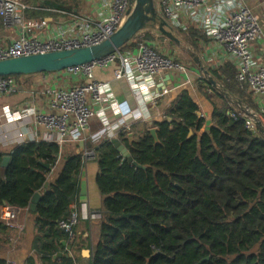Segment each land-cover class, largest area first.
Instances as JSON below:
<instances>
[{"label":"trees","instance_id":"16d2710c","mask_svg":"<svg viewBox=\"0 0 264 264\" xmlns=\"http://www.w3.org/2000/svg\"><path fill=\"white\" fill-rule=\"evenodd\" d=\"M26 2L65 9L78 5V0ZM171 31L195 50L208 40L193 28ZM151 32L137 34L118 51L127 53L138 43H151ZM206 70L219 87L202 75L198 85L209 87L221 101L213 103V123L207 130L202 131L204 119L197 114V104L182 89L165 108L164 117L152 122L157 142L145 124L132 126L131 140L123 132L117 136L144 168L123 161L110 139L85 148L93 151L97 162L96 184L102 199L89 264H196L206 257L199 264H264V134L257 127L246 128L240 110L223 97L222 90L239 102L253 104L247 87L235 80L236 68L225 64ZM22 76L27 75H11L16 81ZM76 149L62 152L56 143L40 140L0 152V204L34 215L32 246L41 264H77L73 257L52 259L67 236L58 223L75 208L85 163L83 152ZM37 191L41 195L31 212ZM5 229L0 225V231ZM4 247L0 239V252ZM0 264L8 262L0 258ZM26 264L37 262L30 257Z\"/></svg>","mask_w":264,"mask_h":264},{"label":"built area","instance_id":"2783aa9c","mask_svg":"<svg viewBox=\"0 0 264 264\" xmlns=\"http://www.w3.org/2000/svg\"><path fill=\"white\" fill-rule=\"evenodd\" d=\"M128 6L129 0H95L92 15L63 12L70 17V26H58L52 35L39 38L33 37L32 33L35 29L46 28V21L26 18V11L37 7L24 0H0L3 24L19 29L7 46L0 47V60L97 44L109 38L121 26ZM157 9L171 30L182 32L193 28L221 45L235 62V80L239 86L264 95V65L253 59L250 50V43L262 38V27L244 0H157ZM116 60L120 66L113 71L115 79L131 78V70L126 66L129 61L133 66L132 72L137 76V81L132 82L130 88L135 102L131 110L121 108L109 82H101L93 77L95 67H107ZM175 71L185 73L187 68L167 55L156 52L148 43H138L133 51H117L91 63L64 70L73 79H84L71 87L46 85L44 89H36V92L29 91L31 98L36 95L45 97L46 112L29 105L10 113L8 118L17 121L30 117L34 130L42 127L43 138L56 143L60 150L66 144L89 138L92 143H98L115 138L120 132L127 134L134 124L151 126L155 119L151 112L153 104L170 91L165 87L160 91L155 89L154 77L163 72ZM18 90L20 88L13 77H0V95ZM246 111L239 113V116L245 118L246 128L254 129L260 116L250 109ZM261 112L264 114V110ZM231 116L235 117V114ZM94 117L100 126L89 134L90 120ZM8 118L0 115V121ZM23 135L20 132L19 136ZM83 155L85 158L93 157V151L86 150ZM22 210L28 209L0 204V225L15 231L17 238L24 229L19 220ZM77 221L78 213L72 210L65 220L58 223V227L72 239Z\"/></svg>","mask_w":264,"mask_h":264},{"label":"crops","instance_id":"0c3cea01","mask_svg":"<svg viewBox=\"0 0 264 264\" xmlns=\"http://www.w3.org/2000/svg\"><path fill=\"white\" fill-rule=\"evenodd\" d=\"M24 1L26 2V0ZM244 2L251 7L262 27V38H257L252 41L250 43V50L253 59L258 64L264 65V0H244ZM29 5L37 8L26 11V18L32 20L44 19L47 23L46 28L41 30L35 29L32 33V36L46 38L52 35L58 26H70V17L63 12L92 15L95 8V0H78L76 9L41 7L30 3ZM18 32V28L6 26L0 21V47L3 48L7 46L13 40V38H15ZM188 46L192 49V52H195L199 57L205 69L218 66L222 67L225 64H232L236 68L235 62L232 60V57L224 50V48L221 45L214 43L210 39H208L206 43L200 42L198 44L199 51L195 50L189 44ZM189 60L190 62H187L188 64L185 65L187 68V72L185 73L176 71L163 72L154 77L155 89L160 91L165 87L170 89V91L168 94L157 99L156 103L153 104L151 112L155 116L154 120L161 119L164 110L169 105V103L182 89H186L193 101L198 106L197 114L199 117L204 119L202 131H205L213 123V103L220 104L221 101L217 96H215L209 87L205 86L201 89L197 80L201 75H204L200 69V66L197 64V62H195L191 55L189 56ZM119 66L120 63L118 60H116L107 67H95L93 71V77L101 82H109L121 108L123 110H131L134 107L135 102L130 88L131 83L137 81V76L132 72L133 66L129 61L126 66L127 69L131 70V78H127V80L115 79L113 76V71ZM39 81H42V83ZM81 81H84V79L82 78L78 81L73 79L64 71L22 76L18 79V81H16L19 88L22 85L20 90L12 94L0 95V99L7 97L3 102H0V115H4L8 118L10 113L13 114L14 112L20 111L29 105H33L40 112L47 111L45 97L42 95H36L31 98L29 91L23 88V84H21L22 82H26L25 84L29 86H40L41 83L43 85H54L62 88H68ZM214 82L218 88L219 85L216 81ZM163 84L165 86L161 88ZM247 92L250 93L253 103L250 106L246 105V103L239 102L237 99L229 96L225 91L222 90L223 97L229 101L231 105L237 107L240 110V113L244 108H248L254 113H257V115L260 116L261 126L264 128V114L261 112V110H264V95L255 93L248 89ZM205 93L209 95L210 98L207 97ZM262 116L263 118H261ZM32 122L33 121L30 117L17 121L10 120L9 118L0 121V152H10L14 147L26 141H47L43 138V128L39 126L34 130ZM140 125L143 124H135L136 127H140ZM99 126L100 123L98 119L95 117L92 118L90 120L89 134L95 132ZM132 130L133 128H131V131L126 135L132 133ZM33 131H35V133ZM20 132L24 133L22 137L19 136ZM33 136L34 138L31 139ZM83 142L84 148L80 152H83L84 154L86 151L85 148L93 143L90 141V138ZM78 143L66 144L62 148V152H68L69 149H73L74 147H77L76 150L79 152ZM84 159L85 163L80 173L78 194L74 205V210H76L78 213V221L74 228L73 238L69 239L66 236L65 239L60 241L61 248L55 254H53V256H55L59 253L61 256H57L55 259L52 256V259L58 260V262L64 257H73L76 258L77 264H89L91 261V250L98 239L99 223L102 217V199L96 184V174L98 167L94 157ZM39 194L41 195V192H39ZM19 220L23 223L24 229L19 234L18 238L16 237L15 231L10 228L0 231V239L2 242H4L5 246L3 251L0 252V258H4L8 264H26L27 260L30 257H33L37 264H41L39 256L36 255L32 246L33 238L35 236L34 215L27 210H22ZM62 242H65V244Z\"/></svg>","mask_w":264,"mask_h":264},{"label":"water","instance_id":"95a60500","mask_svg":"<svg viewBox=\"0 0 264 264\" xmlns=\"http://www.w3.org/2000/svg\"><path fill=\"white\" fill-rule=\"evenodd\" d=\"M126 17L121 26L107 39L93 45L72 48L66 50L50 51L44 53L22 55L17 57H11L0 60V77L11 76V75H28V74H39V73H56L64 71L68 68L79 66L86 63L99 60L105 56L111 55L117 52L124 44L128 43L134 38L141 30L150 26L154 27L161 35L171 40L176 45L181 43V40L173 34L171 29L167 26L166 22L158 17L157 11L154 7L153 0H129V6L126 12ZM190 55L193 57L195 62L200 66V69L205 78L209 82L216 86L214 80L208 75L207 70L203 66L201 60L195 52H191ZM169 77V75H168ZM163 84L161 86L164 87ZM160 88V89H161ZM244 108L241 111L247 112ZM259 130L264 134V128L261 126V122L257 121ZM149 133L154 138L155 142L158 141L156 135V128L151 127ZM192 132H189V136ZM128 138L132 139V133H129ZM110 142L113 144L119 156L123 161L131 163L135 168H144V166L137 164L131 157L127 148L119 141L118 138H111ZM84 148V142L78 143V151L80 152ZM8 157H4L1 165L6 166ZM45 168H48V164H43ZM48 188V183L45 184ZM40 198L39 192H35L31 198L29 210L34 212L35 204ZM65 244V242H62ZM61 254L53 256L55 259ZM206 258L201 259L196 264H199Z\"/></svg>","mask_w":264,"mask_h":264},{"label":"rangeland","instance_id":"374dc122","mask_svg":"<svg viewBox=\"0 0 264 264\" xmlns=\"http://www.w3.org/2000/svg\"><path fill=\"white\" fill-rule=\"evenodd\" d=\"M153 2H154V7H155L156 11H158L157 0H153ZM151 30H152L151 35L153 36V38H151L152 42L149 44L152 45L153 47H157L160 54L167 55L168 57H170L171 59L180 63L183 66L187 65L188 64L187 62H190L189 56H190V53L192 52V49L188 46V44H186L184 41H182L180 39L181 38L180 35L176 36L177 38H179L181 40V43L178 45H176L175 43H173V44L170 43L167 39H163L159 35V32L154 27L151 28L150 26H147L146 28L141 30L138 33V35L142 36L145 32H150ZM135 38H137V37H135ZM144 43H146V42H144ZM39 74H42V73H39ZM39 82L42 83V81H39ZM25 83L26 82H22L21 84H23V88L27 91L36 92V89H39V88H42L43 86H46V85H43L41 83H40V86H29V85H26ZM52 86H54V85H52ZM46 87H48V85ZM20 88H22V85L20 86ZM44 88L45 87H43V89ZM6 98L7 97L1 98L0 102H3Z\"/></svg>","mask_w":264,"mask_h":264}]
</instances>
